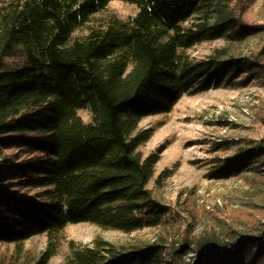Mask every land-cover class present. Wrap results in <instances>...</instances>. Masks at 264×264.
Masks as SVG:
<instances>
[{
	"label": "trees",
	"instance_id": "obj_1",
	"mask_svg": "<svg viewBox=\"0 0 264 264\" xmlns=\"http://www.w3.org/2000/svg\"><path fill=\"white\" fill-rule=\"evenodd\" d=\"M112 1L0 0V241L19 243L79 222L126 232L159 226L174 209L150 186L160 155L139 151L151 138L139 129L141 120L171 111L185 94L253 80L264 85V23L244 18V0H119L136 13L92 26ZM84 26L88 33L80 37ZM257 35L261 46L249 53L225 46L199 60L187 53L204 41L240 43ZM224 144L237 151L217 159L211 178L264 171V137L216 141ZM14 148L19 151L7 153ZM53 254L49 247L36 264ZM259 263L264 221L227 238L214 230L135 245L96 238L69 259Z\"/></svg>",
	"mask_w": 264,
	"mask_h": 264
},
{
	"label": "rangeland",
	"instance_id": "obj_2",
	"mask_svg": "<svg viewBox=\"0 0 264 264\" xmlns=\"http://www.w3.org/2000/svg\"><path fill=\"white\" fill-rule=\"evenodd\" d=\"M242 4L240 9L247 21L264 23V0H244ZM136 10L133 4L115 0L97 13L90 24L131 17ZM88 30L84 26L77 35L83 37ZM261 43L260 35L240 43L216 39L198 43L187 53L199 60L224 46L236 53H249ZM79 114L90 121L88 110L82 109ZM139 129L151 131V138L139 148L141 154L160 155L150 186L161 201L174 209L159 226L126 232L92 222L68 224L52 235L38 233L19 243L0 241V264H36L49 247L54 254L47 264H69L75 247L96 238L135 245L152 242L162 235L174 241L184 235L194 239L207 230L227 238L233 230L251 233L264 221V171L247 170L225 179L209 175L217 159L234 154L238 148L234 144L218 147L216 141L264 137V85L259 81L185 94L171 111L143 118ZM18 151L14 148L7 153ZM187 256L193 258L195 253L190 250Z\"/></svg>",
	"mask_w": 264,
	"mask_h": 264
}]
</instances>
